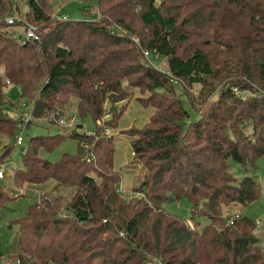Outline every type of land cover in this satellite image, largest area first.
Here are the masks:
<instances>
[{"label":"trees","instance_id":"16d2710c","mask_svg":"<svg viewBox=\"0 0 264 264\" xmlns=\"http://www.w3.org/2000/svg\"><path fill=\"white\" fill-rule=\"evenodd\" d=\"M25 3L20 16L14 0H0V135L17 133V119L5 111L10 83L33 99L28 124L74 103L96 129L79 132L81 120L69 134L27 140L15 183L53 180L56 192L17 218L8 262L264 264L255 219L239 213L228 223L225 214L260 196L256 175L237 179L229 160L247 170L264 155V0H97V18L55 17L49 0ZM12 12L17 20L9 23ZM25 20L36 24L37 39L22 40L17 29ZM145 51L165 56L167 68L147 62ZM193 83L197 94L186 89ZM126 85L150 91L155 107L146 125L129 132L145 166L133 186L140 195L129 198L118 190L114 137L98 122L105 102L122 99ZM66 136L76 139V153L55 162L39 154ZM12 148L6 144L0 159ZM183 197L191 202L189 221L163 206ZM10 200L0 183V215Z\"/></svg>","mask_w":264,"mask_h":264},{"label":"rangeland","instance_id":"374dc122","mask_svg":"<svg viewBox=\"0 0 264 264\" xmlns=\"http://www.w3.org/2000/svg\"><path fill=\"white\" fill-rule=\"evenodd\" d=\"M18 8L20 9V16L25 10V0H14ZM50 6L53 12V16H66L68 18H97L96 4L97 0H49ZM24 8V9H23ZM10 15H17L16 12H12ZM138 26L140 23H136ZM32 25L37 31L36 24L26 21L25 26ZM24 27L17 29L18 33H22ZM137 40V39H135ZM221 48H216L215 52ZM147 62H151L155 66L161 69L167 68V59L165 56L157 55L155 53H149L146 55ZM127 84V82H124ZM125 96L112 103L110 100L105 102V109L103 116L98 120L101 126V132L105 135H112L114 137L115 151L113 157V166L121 173V181L119 184V191L122 195L129 198L130 196L140 193L134 191L133 186H136L141 180V176L145 171V166L137 160L132 152L130 145V130L134 127H143L146 125L152 117L155 107L149 100L150 91L139 87H132L126 85ZM200 88L199 83H193L187 85L188 92L197 94ZM177 94L183 101V105L190 110L191 116H195L197 113L190 107L186 100V96L182 93V86L176 83ZM7 95V103L5 105V111L8 115L15 119L22 120L24 115L29 113L32 109L33 99L29 97L20 96V87L17 84L10 83L5 87ZM245 93V92H244ZM215 96H212L214 98ZM114 105V112H109V107ZM55 110V109H54ZM119 110V111H116ZM58 113V115L56 114ZM119 113V114H118ZM59 119H64L68 122V125L59 123ZM83 127L78 128L79 132L93 133L96 129L95 120L91 114H87L82 119L76 111L74 103L67 104L59 107L57 111H51L49 118H41L33 120L30 124L25 123L18 129V133H22L24 137V143L17 145L15 142V136L9 137L4 133L0 135V155L2 148L6 144H12L13 148L7 157V162L12 165L17 164V168L23 167L22 162V147H27V140L34 135H54V134H69L75 130L78 123H81ZM28 122V121H27ZM77 141L74 137L66 136L62 138L54 148L46 150L41 148L39 154L52 161H57L62 153H76ZM256 167H248L244 170L243 165L233 159L229 160V170L233 175L240 179L245 174L256 175V179L260 184V196L244 205L242 207H229L225 209V214L237 211L251 216L256 221L255 232L261 237V247L264 250V155L256 159ZM13 171L8 169L5 178H0V183L5 186V189L12 196V200L9 201V208L2 212L0 215V253H5L2 256V262L4 264H10L9 254L16 245L17 241V218L22 216L27 208V205L35 201V194L32 189H38L43 195H51L56 192L52 189V182L33 184L23 183L17 185L13 179ZM165 209L178 215L182 219L190 220L191 202L188 198L183 197L179 200L173 199L163 203ZM198 220L203 223L208 221L205 217H200Z\"/></svg>","mask_w":264,"mask_h":264},{"label":"built area","instance_id":"2783aa9c","mask_svg":"<svg viewBox=\"0 0 264 264\" xmlns=\"http://www.w3.org/2000/svg\"><path fill=\"white\" fill-rule=\"evenodd\" d=\"M60 17V16H58ZM66 16H61V18H65ZM7 22L12 23L17 20V15H10L7 17ZM22 40H27V39H37L38 38V33L35 30V28L32 25H27V27H24L23 32L21 33ZM145 54H148L147 51H145ZM6 82H10L9 79H6ZM33 119L31 113H27L24 115L23 121L20 119L17 122V133L15 136V142L17 145H22L24 143V137L22 136V133H18V129L21 128L25 123H27L28 120ZM59 123L63 125H68V122L65 121L64 119H59ZM27 151V147L24 146L22 147V154H24ZM17 168V164L13 163L10 165L7 160H1L0 159V178H5L8 172V169H11L14 171ZM33 193L35 194V200L39 201L42 198V193L38 189H32ZM239 216V212H233L229 213L226 215V221L228 223H233L235 218ZM16 264H19V261L17 260Z\"/></svg>","mask_w":264,"mask_h":264},{"label":"crops","instance_id":"0c3cea01","mask_svg":"<svg viewBox=\"0 0 264 264\" xmlns=\"http://www.w3.org/2000/svg\"><path fill=\"white\" fill-rule=\"evenodd\" d=\"M17 1V0H16ZM24 3H25V1H24ZM25 5H26V3H25ZM24 9V8H23ZM26 9H28V7H27V5L25 6V10ZM20 10V9H19ZM11 170V169H10ZM12 171V170H11ZM49 182H52V185L54 184V181L53 180H50Z\"/></svg>","mask_w":264,"mask_h":264}]
</instances>
